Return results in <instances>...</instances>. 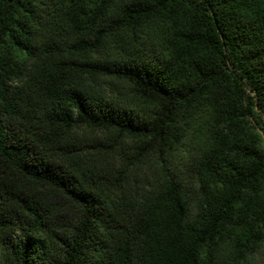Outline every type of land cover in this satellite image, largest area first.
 I'll list each match as a JSON object with an SVG mask.
<instances>
[{"label": "trees", "instance_id": "1", "mask_svg": "<svg viewBox=\"0 0 264 264\" xmlns=\"http://www.w3.org/2000/svg\"><path fill=\"white\" fill-rule=\"evenodd\" d=\"M264 0H0V264H255Z\"/></svg>", "mask_w": 264, "mask_h": 264}, {"label": "rangeland", "instance_id": "2", "mask_svg": "<svg viewBox=\"0 0 264 264\" xmlns=\"http://www.w3.org/2000/svg\"><path fill=\"white\" fill-rule=\"evenodd\" d=\"M255 264H264V245L261 249V253L258 254L256 257V263Z\"/></svg>", "mask_w": 264, "mask_h": 264}]
</instances>
